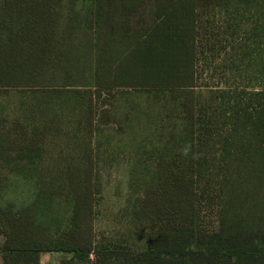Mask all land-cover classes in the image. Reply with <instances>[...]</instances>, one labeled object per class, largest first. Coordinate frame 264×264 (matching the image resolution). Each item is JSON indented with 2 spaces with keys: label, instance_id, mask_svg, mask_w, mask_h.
Listing matches in <instances>:
<instances>
[{
  "label": "trees",
  "instance_id": "16d2710c",
  "mask_svg": "<svg viewBox=\"0 0 264 264\" xmlns=\"http://www.w3.org/2000/svg\"><path fill=\"white\" fill-rule=\"evenodd\" d=\"M146 1L152 25L180 38H0V175L40 180L28 202L0 194L3 264H41V252L90 264H264V66L244 69L225 52L241 50L240 22L264 18V0H0V37L48 26L56 5L97 18L104 5ZM217 10L229 34L211 31ZM112 139L126 142L114 147L127 146L131 171L154 170L131 210L149 229L139 251L93 246L95 167L119 155L101 156ZM212 207L206 229L200 213Z\"/></svg>",
  "mask_w": 264,
  "mask_h": 264
},
{
  "label": "rangeland",
  "instance_id": "374dc122",
  "mask_svg": "<svg viewBox=\"0 0 264 264\" xmlns=\"http://www.w3.org/2000/svg\"><path fill=\"white\" fill-rule=\"evenodd\" d=\"M215 13L211 22L213 24L211 31L214 33L216 28L217 31L223 33L226 29L228 30L227 34H229L231 31L230 28L226 27V22H223V12L217 10ZM249 15L252 19H243L239 26V34L243 41L241 50H235V43H232L233 47L225 52L227 53V57L233 62L237 61L240 56H243L242 62L245 64L243 68L255 70V67L261 69L264 66V38H257L258 43L256 44L251 41L255 39L251 38H253L252 33H255L254 36L264 34V18L260 17L261 13ZM242 30L244 31L242 32ZM249 35L252 37L249 38ZM229 40L231 42V39ZM222 54L223 51L215 57L216 62L219 63L222 60ZM248 59H250V65L246 63ZM49 143V153H51L52 143L50 141ZM107 143L100 150L102 152L101 156H107L113 151L119 152V155L114 159L115 161L108 163L99 161L95 167L99 191L92 195L93 246H99L109 251H119L120 249L139 251L144 247L145 237L149 229L132 218L131 210L135 200L140 196L142 188L153 175L154 170L131 171L127 146H120L123 151L114 147L115 144H125L126 142H118L117 139H112ZM50 165L52 164L50 163ZM0 176L3 180L0 194L4 198H11L18 203L28 202L35 185L40 183L37 175L24 180L6 172ZM214 208L212 207L208 210L202 208L201 210V225L206 229H210L216 225ZM93 259L94 255L92 254L90 260L93 261ZM62 260L70 261L71 255L63 252H41L39 255V262L41 264H60ZM69 264H90V262H75L72 260Z\"/></svg>",
  "mask_w": 264,
  "mask_h": 264
},
{
  "label": "crops",
  "instance_id": "0c3cea01",
  "mask_svg": "<svg viewBox=\"0 0 264 264\" xmlns=\"http://www.w3.org/2000/svg\"><path fill=\"white\" fill-rule=\"evenodd\" d=\"M60 7L63 5L52 8L48 26L38 22L39 26H11L9 29L3 27L0 38H100L103 43L111 40L115 42L117 38H180L175 28L152 25L158 20L154 16L151 1L141 3L133 10L122 9L120 4L116 3L104 5L100 8L97 18H89L92 15L85 13H81L79 17L77 12L72 13L67 6L64 12H61L58 10ZM200 37V33H197L196 38ZM126 42L131 43L133 40L127 39ZM104 53L107 59L121 57V52L115 48H106ZM0 264H3L1 254Z\"/></svg>",
  "mask_w": 264,
  "mask_h": 264
}]
</instances>
